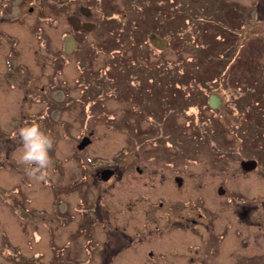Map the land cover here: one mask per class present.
<instances>
[{"label": "rangeland", "instance_id": "obj_1", "mask_svg": "<svg viewBox=\"0 0 264 264\" xmlns=\"http://www.w3.org/2000/svg\"><path fill=\"white\" fill-rule=\"evenodd\" d=\"M141 3L146 15L161 6L163 10L170 7L173 26L211 21L213 26L207 25L200 39L210 43V59L204 52L193 53L188 46L172 41L158 21L142 19L146 16L139 8L137 24L150 32L145 35L140 28L138 32L124 31L112 46V26L104 25L102 13L119 12L113 16L117 23L124 22L132 11L124 0H0V136L10 135L0 139V264H75L76 252L88 245L90 215L83 206L90 204L93 189L108 188L102 199L118 220L126 218L120 208L127 199L134 201L144 195L156 202L155 195L161 191H154L156 186H141L144 175L104 185L95 180V188L88 184L93 167L121 168L134 163L181 173L188 183L200 182L199 190L191 195L204 194L207 206L216 207L223 201L225 211H217L212 221L214 231L225 227L219 264H264V254L246 256L264 249V244L249 241V233L258 230L250 222L263 210L251 218L247 211L249 202L264 201V0ZM69 14L94 26L75 32L67 20ZM225 31L234 33L216 36ZM77 39L82 40L79 49L75 48ZM229 45L228 52H223ZM220 52L223 57L216 58ZM183 58L186 62L177 69L190 71L202 81L216 76L211 84L184 89L194 94L195 107L187 102V110L178 109L174 116L169 108L155 107L152 112L144 95L141 101L140 97H123L136 80L144 88L151 74L146 67L168 60L174 64ZM123 61L125 70L116 71L114 67ZM195 81L199 84L197 78ZM170 87L175 93L174 85ZM210 93L219 98L220 110L205 107ZM136 102L141 106L135 111ZM215 111L220 114L214 115ZM31 123L55 140L50 153L54 163L46 182L31 179L16 163L20 148L16 133ZM83 135L90 140L78 148ZM249 156L257 160L258 167L253 173H244L239 160ZM170 160L173 162L167 163ZM218 185L223 193L216 192ZM76 189L87 195L82 196L83 205ZM138 208L127 218L129 228L130 223L144 219L141 206ZM235 209L238 221L231 217ZM79 219L85 230L76 233L73 229ZM7 247H12L14 255L7 254Z\"/></svg>", "mask_w": 264, "mask_h": 264}, {"label": "flooded vegetation", "instance_id": "obj_2", "mask_svg": "<svg viewBox=\"0 0 264 264\" xmlns=\"http://www.w3.org/2000/svg\"><path fill=\"white\" fill-rule=\"evenodd\" d=\"M76 16L79 19V24L85 21L81 20L78 15ZM71 27L75 32L82 29L81 27L75 29L72 25ZM211 95V93L208 94L207 106L205 105V107L211 110H220L217 103L211 105ZM215 96L217 97V95ZM234 110L238 114V108L236 107ZM197 111H199L198 108ZM213 114L218 115L220 113L215 111ZM204 121L213 122L212 119H205ZM187 122V125L191 124L189 120ZM178 124L180 127L185 126V124ZM124 153L126 154L127 151H124ZM241 159L255 160V166L252 168L244 169L240 166L244 173L256 171L258 164L254 157L249 156ZM172 162L170 160L167 163ZM142 175L145 176V179L142 181L141 186H156L157 190L154 191L160 190L161 192L155 195L156 202L155 200H147L144 195L137 197L134 201L127 199L120 208L126 216L124 220L115 219L109 212L111 208L102 199L108 188L101 191L92 190L91 197L88 196L92 199L88 198L92 205L86 204V206H83V208H86L84 212H89L90 215L88 230L86 231L88 245L79 248L76 252L75 264H217V255L222 246L225 227L220 226L219 230L214 231L212 221L216 217L217 211H225L224 204L221 201L222 203L217 204L216 207L214 205L207 206L205 203L207 199L203 198L204 194L200 193L192 196V191L199 190L200 182L188 183L186 177L181 173H170L165 168L139 167L138 164L134 163L133 166L124 165L121 168L109 165L93 167V173L88 174V184L95 188L97 186L96 181L104 185L105 182H112L117 179L128 181L129 176H131V179H135L136 176ZM76 190L80 196L77 200L82 203V196L87 198V195L82 190ZM223 191L224 188L221 185L216 187L218 194L223 193ZM142 197L146 200L145 204L142 202ZM99 204L102 206L99 207ZM164 204H166V208ZM138 206H141L143 210L144 219L140 220L139 223H130L132 227L129 228L127 218H131L134 213L139 211ZM111 207H114V205ZM83 208L81 210L78 208V212H83ZM260 209L263 210V214L258 219L254 218L250 222V225L258 228L257 231L252 230L249 233V241L255 245L256 243L264 244V201L261 204L249 202L247 208L249 218L255 216ZM237 216L235 209L231 217L238 221ZM83 224V220L79 219L73 231L76 233L79 231L84 232ZM261 254H264V249L253 251L246 256L251 259L253 256Z\"/></svg>", "mask_w": 264, "mask_h": 264}, {"label": "trees", "instance_id": "obj_3", "mask_svg": "<svg viewBox=\"0 0 264 264\" xmlns=\"http://www.w3.org/2000/svg\"><path fill=\"white\" fill-rule=\"evenodd\" d=\"M9 3L10 0H3V2ZM124 2L127 3L126 6H132V11L128 12V17L125 16V21L124 22H120L117 23V19H115V17L113 15L115 14H119L116 13L115 11H111L109 14H106L105 12L102 13L103 15V22L104 25L108 23L107 26H112L110 30L111 36H110V41L112 43V46L115 45L116 42H118L122 37H123V32L124 31H135L138 32V28L139 25L137 23L138 19L137 17H135L136 13H137V8H139V11H141V13L146 16V18L142 17V19H144L145 21H158L161 26L163 27V29L167 32V34L171 37L172 41L174 40L175 42L179 43L181 42V46H188L191 50L193 49V53H201L204 52L205 55H207V57H210V48H207L208 45L210 43H205V41L200 40L201 39V34H205V27L208 26H213V23L211 21V23L207 22L203 25H198V24H194V23H190L188 25H184L182 27V25H177V26H173L171 24V19L173 17V14L170 12V7L169 9H165L163 10L161 7L159 8V10L155 11V12H148L146 14H144V10H142L141 8H144L145 6L141 3V0H124ZM6 4V3H5ZM114 3H112L113 5ZM130 4V5H129ZM255 4V3H254ZM99 5L96 4V6ZM257 6V5H256ZM100 7V6H99ZM102 7V6H101ZM167 7V6H164ZM181 9L178 10V12H180ZM239 10V9H238ZM237 11V10H236ZM124 12L127 13V11L125 10ZM142 15V16H143ZM180 15H182V11L180 13ZM234 17L237 18V14L234 11ZM241 18V17H240ZM113 22H110L112 21ZM230 20H232V17L229 18ZM241 23L243 22V18L240 19ZM104 28L106 26H103ZM104 28H101L102 30H105ZM142 30V32L145 30V35L147 33H149L150 31L143 29L142 27L140 28ZM108 30V31H109ZM228 30V29H227ZM234 33L232 31H225L221 34H218L216 36H218V38H221L222 35H224L225 33ZM159 34V33H158ZM129 36H133V35H129ZM162 36V35H160ZM106 37V36H105ZM104 37V39H105ZM144 40V37H143ZM170 40V39H168ZM43 41V40H42ZM210 42V41H209ZM44 43V41H43ZM12 44H14V41L12 42ZM11 44V45H12ZM82 45V40L81 39H77V44H76V49L80 48ZM231 45H229L228 47H226L223 52H228L229 48ZM75 49V50H76ZM112 50L115 49H119V48H111ZM110 49V50H111ZM220 52L219 55H215L216 58H219V56L223 57L224 53ZM50 55H53V57H55L56 59V55L54 53L48 52ZM212 54V53H211ZM192 55V53H191ZM189 59H193L191 56ZM187 57V58H188ZM194 58L195 61L197 60V57L195 56ZM210 59V58H209ZM207 60V59H206ZM57 61V60H55ZM133 61V60H132ZM187 61H191V60H187ZM183 62H186V60L184 61L183 59H179L176 61V63L174 62V64H171L172 62H170L168 60V62L164 61V62H159V63H155L152 67H146L148 71H150V76L147 78V83L144 84V88L141 86L140 87V81L136 80L137 83H133L135 79H130L128 80L129 82H132L134 84L133 87H129V89H132L130 93L125 92L123 94V97H129L130 99L134 96V97H140V101L142 96L144 95L145 98L149 99V102L151 105V111L152 112H156V108L155 107H160L163 109L169 108L172 113L176 114V111L179 109H182L183 111H186V104L187 102H190L191 106L194 103L193 102V96L194 94L188 93L186 91V93L184 92V89L188 88L190 85L195 84L196 85H200L203 86L204 83L206 84V82H214L216 76H214L213 78H203L204 81H202V78L199 76H196L194 73L192 72H188L182 68L177 69L178 67H180V63L182 64ZM112 65V64H111ZM116 65V63H114V66ZM110 68V66H109ZM125 64L124 61L121 64H118V66H115L114 69L118 72H122L125 70ZM158 72V73H157ZM225 74L228 73V71H223ZM162 75V76H161ZM160 76V77H159ZM112 79V77H110ZM193 78L194 80L190 81ZM196 78L199 80V84L196 83ZM204 82V83H203ZM172 83V84H171ZM171 84V85H170ZM211 84V83H210ZM175 88V93H172L171 91V87L173 86ZM205 87V86H204ZM203 87V88H204ZM200 88V87H199ZM205 93V92H204ZM135 108H133V110H139L141 104L140 102H136ZM144 105V104H143ZM193 107V106H192ZM155 108V110H154ZM9 134H2L0 136L1 140H5L6 138H9ZM12 248V247H11ZM7 247V254L9 255H14V252L12 251V249Z\"/></svg>", "mask_w": 264, "mask_h": 264}, {"label": "clouds", "instance_id": "obj_4", "mask_svg": "<svg viewBox=\"0 0 264 264\" xmlns=\"http://www.w3.org/2000/svg\"><path fill=\"white\" fill-rule=\"evenodd\" d=\"M16 135L20 142L16 163L24 167L31 179L46 182L48 170L54 163L50 155L55 144L54 138L35 123L20 127Z\"/></svg>", "mask_w": 264, "mask_h": 264}, {"label": "water", "instance_id": "obj_5", "mask_svg": "<svg viewBox=\"0 0 264 264\" xmlns=\"http://www.w3.org/2000/svg\"><path fill=\"white\" fill-rule=\"evenodd\" d=\"M67 20L68 22L73 26V28L77 29V28H84V29H90L94 26L93 22H89V21H84L81 24H79V19L76 15L74 14H69L67 16ZM216 102H218V98L212 94L210 96V103L211 105H214ZM87 142H89V137L88 135H84L81 137V139L79 140L77 147L81 148L82 146H84ZM240 166L243 167L244 169H249L255 166V160L254 159H241L239 162ZM221 192V190H219Z\"/></svg>", "mask_w": 264, "mask_h": 264}]
</instances>
